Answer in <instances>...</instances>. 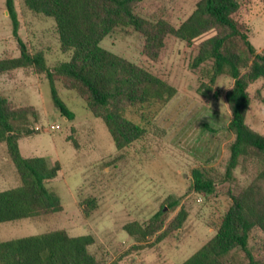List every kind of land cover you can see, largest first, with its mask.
Here are the masks:
<instances>
[{
    "label": "rangeland",
    "instance_id": "1",
    "mask_svg": "<svg viewBox=\"0 0 264 264\" xmlns=\"http://www.w3.org/2000/svg\"><path fill=\"white\" fill-rule=\"evenodd\" d=\"M197 1L143 0L136 12L147 18L165 17L177 26ZM239 1L240 18L246 24L249 40L257 51H262L264 1ZM14 7L17 35L31 50H43L49 67L69 59V54L59 48L53 18L32 12L23 0H14ZM142 43L133 28L119 26L100 44L150 70L177 92L156 113L146 136L122 150L116 149L101 118L60 82L56 83L58 93L74 113L73 120L55 108L44 74L28 68L17 69L10 78H0L1 91L11 98L12 106L33 105L38 110V120L32 124L38 133L21 137L20 150L23 156L59 161L61 169L49 186L63 204V210L57 213L0 223L1 240L64 228L71 235L92 233L96 240L89 250L101 264H179L216 232L231 204L229 191L248 185L261 168L260 163L245 161L233 170L231 180L222 178L233 139L227 131L230 111L224 95L233 79L218 76L212 86L217 96L207 98L199 90L207 79L191 68L196 44L168 36L160 56L152 60L142 52ZM18 54L13 21L6 0H0V57ZM249 94L246 123L264 135V80L253 82ZM194 168L215 171L213 193L193 190ZM16 182L5 143H0V189L15 186ZM168 197L178 200L177 210L183 206L188 211L182 227L151 247L131 249L135 240L123 225L132 220L145 222L167 204ZM88 198L95 200L96 207L87 217L83 205ZM250 244L260 248L262 254L263 234L253 231ZM243 255L240 252L238 258L246 262Z\"/></svg>",
    "mask_w": 264,
    "mask_h": 264
},
{
    "label": "trees",
    "instance_id": "2",
    "mask_svg": "<svg viewBox=\"0 0 264 264\" xmlns=\"http://www.w3.org/2000/svg\"><path fill=\"white\" fill-rule=\"evenodd\" d=\"M23 1L32 12L53 18L59 48L69 54V59L49 67L44 51L31 50L17 35L14 0H6L19 54L0 57V76L28 68L44 74L55 108L69 120L74 119V113L61 99L56 83L75 91L87 109L101 118L118 150L146 136L152 119L177 89L143 66L101 46L116 27L133 28L142 38V52L152 60L158 59L168 36L196 44L191 68L207 79L199 87L207 98L217 96L212 86L218 76L233 79L224 95L230 111L227 131L233 139L222 178L231 180L233 170L245 161L260 163L261 168L248 185L229 191L231 204L216 232L179 264H264V244L262 254L260 248L250 244L253 231L264 236V135L246 123L249 87L258 79L264 80V50L257 51L249 40L246 24L240 18V1L198 0L177 26L162 16L147 18L138 14L136 8L143 0ZM38 116L33 105L12 106L0 88V143H5L19 177L18 185L0 189V223L63 210L60 196L49 186L61 169L59 161L23 156L20 150L21 137L38 133L32 125ZM214 172L194 168L193 190L213 193L217 181ZM178 205V200L168 197L167 204L145 222H126L123 230L135 240L131 249L151 247L180 229L188 211L183 206L177 210ZM95 207L93 198L86 199L85 216ZM95 240L92 233L71 235L64 228L0 239V264H101L89 250ZM240 252L246 262L238 258Z\"/></svg>",
    "mask_w": 264,
    "mask_h": 264
},
{
    "label": "crops",
    "instance_id": "3",
    "mask_svg": "<svg viewBox=\"0 0 264 264\" xmlns=\"http://www.w3.org/2000/svg\"><path fill=\"white\" fill-rule=\"evenodd\" d=\"M16 70H13V71H11V72H9V73H5V74H2L1 76H0V78L3 76V75H7V76H9V78H10V76H12L13 75V73L15 72ZM9 98V97H8ZM11 98H9V100H10ZM16 180H17V184L16 185H18L19 184V177H18V175H17V173H16Z\"/></svg>",
    "mask_w": 264,
    "mask_h": 264
}]
</instances>
